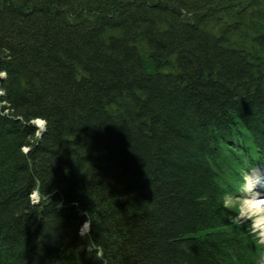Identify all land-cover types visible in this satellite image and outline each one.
<instances>
[{
	"label": "trees",
	"instance_id": "trees-1",
	"mask_svg": "<svg viewBox=\"0 0 264 264\" xmlns=\"http://www.w3.org/2000/svg\"><path fill=\"white\" fill-rule=\"evenodd\" d=\"M1 73L0 264H264V0H0Z\"/></svg>",
	"mask_w": 264,
	"mask_h": 264
},
{
	"label": "bare ground",
	"instance_id": "bare-ground-1",
	"mask_svg": "<svg viewBox=\"0 0 264 264\" xmlns=\"http://www.w3.org/2000/svg\"><path fill=\"white\" fill-rule=\"evenodd\" d=\"M5 78H6V74L5 73H1L0 74V81L5 80ZM1 95H2V93H0V96ZM0 111H4L3 114H5V112H7V109L1 108V106H0ZM24 125L27 126L26 124H24ZM32 125H35L36 127L38 126L37 127L38 128L37 129V133H38L37 135H38V138L40 139L42 136H39V129H41L40 133L43 134V132L45 130V127H44V130H42L43 126H44V121L43 120H37ZM216 147L218 148V151L222 150L221 143L216 144ZM215 150L216 149H213V151H215ZM228 164H229V168H231V167H234L237 163L234 160H231V163L228 162ZM263 175H264V172H254L252 177H251V180H249V185L251 184V186H254V185L258 184V183H262L261 181H263V178H262ZM36 196H37V198L36 197H32V199H33V201L35 203L39 202L38 199L40 198L37 191H36ZM250 208L255 210V213L264 215V197H259V198L253 197V198H251ZM262 222H264V218H263L262 221L260 219L259 223H262ZM84 226H88L90 228V222H85ZM86 230H87V228H86Z\"/></svg>",
	"mask_w": 264,
	"mask_h": 264
},
{
	"label": "rangeland",
	"instance_id": "rangeland-1",
	"mask_svg": "<svg viewBox=\"0 0 264 264\" xmlns=\"http://www.w3.org/2000/svg\"><path fill=\"white\" fill-rule=\"evenodd\" d=\"M0 93H2V92L0 91ZM4 104L5 103H2V106H4ZM24 150H25L26 153L29 151L28 148H25ZM252 194L253 193L248 189V191L245 192V194H242L243 196L241 195L240 197L237 198L236 201H232V203L236 202V203L240 204V208H241V211H242L240 217L238 218V220L240 222H244L247 219H250L251 216L254 213V211H252V209L250 208V201L248 200L249 198H251L250 196H252ZM32 197H36L37 198L36 191L33 192ZM38 200H40V198ZM228 205H231V203L228 202ZM256 226H258V224L255 221V227ZM86 228H87V230H86ZM89 232H90V228L88 226H83L82 235L86 236L87 234H89ZM262 239H264V237H262Z\"/></svg>",
	"mask_w": 264,
	"mask_h": 264
},
{
	"label": "clouds",
	"instance_id": "clouds-1",
	"mask_svg": "<svg viewBox=\"0 0 264 264\" xmlns=\"http://www.w3.org/2000/svg\"><path fill=\"white\" fill-rule=\"evenodd\" d=\"M252 171L257 172V171H259V169H255L254 168V169H252ZM244 179H245V181L248 180V174L247 173L245 174ZM259 242L262 243V244H264V239H260Z\"/></svg>",
	"mask_w": 264,
	"mask_h": 264
},
{
	"label": "water",
	"instance_id": "water-1",
	"mask_svg": "<svg viewBox=\"0 0 264 264\" xmlns=\"http://www.w3.org/2000/svg\"><path fill=\"white\" fill-rule=\"evenodd\" d=\"M34 122H32V124H33ZM45 125H46V123L44 122V126H43V129L42 130H44V127H45ZM38 127V126H37ZM40 130L41 129H39V136H42V134L40 133ZM45 131V130H44Z\"/></svg>",
	"mask_w": 264,
	"mask_h": 264
}]
</instances>
